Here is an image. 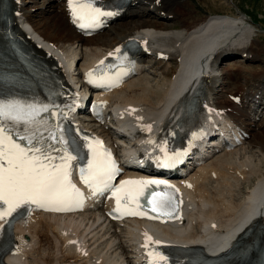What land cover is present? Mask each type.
Here are the masks:
<instances>
[{
	"label": "bare ground",
	"instance_id": "6f19581e",
	"mask_svg": "<svg viewBox=\"0 0 264 264\" xmlns=\"http://www.w3.org/2000/svg\"><path fill=\"white\" fill-rule=\"evenodd\" d=\"M28 2L13 0L17 19L22 26L29 24L27 35L34 38L33 43L42 45L60 71L74 81L75 96L87 75L84 68L93 67L129 40L139 41L137 73L101 98L106 109L119 111V124L108 123L115 125L109 128L118 134L106 130L105 125L91 123L119 148V153L128 147L156 150L169 135H175L179 142L186 135L183 143L188 144L196 136L194 129L203 123L197 121L204 114L202 105L212 121L228 116L241 130L250 133L245 144L218 152L195 168L188 178L177 181L187 187L188 223L179 229L162 227L159 231L177 244L204 245L212 251L225 246L236 234L238 225L242 222V226L248 225L255 212L264 215V70L231 62L236 54L245 58L240 62L254 61L262 55L257 41L252 39L254 26L247 18L211 14L194 20L187 0H131L124 16L152 17L132 21L130 27L117 30L119 22L111 27L117 30L111 33V38L105 37L106 32L85 37L72 27L67 0H56L55 5L59 13L56 18L61 19L65 32L56 30L61 27L56 18L47 19V24L39 21L41 13L33 11ZM169 17L181 27L164 21ZM148 53L153 56L149 64L145 57ZM223 63L227 67L221 66ZM236 66L248 71L245 73H250L249 76L230 72ZM205 69H210V75L195 84ZM145 71L158 73L161 79L153 83ZM240 77L245 78L244 84L239 83ZM250 82L260 90L253 91L248 86ZM225 84H232L240 92H231ZM192 99L197 109L193 118L177 125V115ZM130 106L138 109L134 111ZM140 130L152 132L144 134ZM115 134L118 137L113 138ZM129 172L136 174L138 169L133 167ZM71 218L81 220L77 223ZM255 222L254 229H264V216L251 224ZM15 242L16 252L6 255L8 264H136L132 225L119 227L108 223L98 210L77 215L35 212L17 225Z\"/></svg>",
	"mask_w": 264,
	"mask_h": 264
},
{
	"label": "snow or ice",
	"instance_id": "6c2138e0",
	"mask_svg": "<svg viewBox=\"0 0 264 264\" xmlns=\"http://www.w3.org/2000/svg\"><path fill=\"white\" fill-rule=\"evenodd\" d=\"M67 3L74 23H78L82 29L91 28L101 18L112 15L95 7L96 0H67ZM89 83L97 84V81L90 78ZM42 114H51L55 123L56 112L47 104L24 102L19 98H0V220L7 221L19 209L32 206L45 208L56 205L55 210H70V206L78 203L82 196L71 180V161L76 157L68 151L69 141L65 139L60 124L49 127V121ZM60 115L63 117V112ZM21 125L28 134L21 135L18 130ZM87 147L92 149L91 144ZM162 163L168 166L167 161ZM79 174L83 183L94 192L112 190V195L117 197V205L122 199L135 204L139 197L154 213L157 208L176 207L173 196L152 190L154 186L164 184V181L128 180L122 181L120 188H115L112 181L118 169L107 150L104 153L93 150L92 159L87 167L79 169ZM126 184L145 185L147 190L139 189L135 195L132 192L117 195ZM157 196L159 198L153 204V197ZM116 211L119 213V207ZM128 214L140 213L129 210ZM161 260L167 261V257L161 256Z\"/></svg>",
	"mask_w": 264,
	"mask_h": 264
},
{
	"label": "rangeland",
	"instance_id": "374dc122",
	"mask_svg": "<svg viewBox=\"0 0 264 264\" xmlns=\"http://www.w3.org/2000/svg\"><path fill=\"white\" fill-rule=\"evenodd\" d=\"M29 0H27L28 2ZM189 3V9L191 11V16L192 19H203L206 18L207 16H210L211 14L213 15H230V16H244V18L246 17L248 22L250 24H252L254 26V31H253V36L252 39H255L257 41V49L258 51H260L262 53V55L259 56V58L257 60H248V61H243L240 62V59H245L243 57H241L240 54H236L233 56L234 60H232L231 62L233 63H239V64H243L245 66V68H251L254 69L255 67H260L262 68V70H264V0H187ZM53 5V6H52ZM55 5L56 4V0H36L35 3L33 2H28V6H32L31 8H33L32 10L37 12L39 11L41 13V17L38 16L39 21L44 22V24L46 23L47 19H55L57 17V15L59 13H57V10H55ZM54 9V10H52ZM63 10V7H62ZM61 10V12H63ZM243 14V15H242ZM46 17V18H45ZM152 16L149 14H141V15H136V16H132V17H123L121 20L118 21L121 22V24L119 25V28H116L117 30H121V28H125V27H130L132 24L130 22H134L135 20H139V19H149ZM57 24L60 25L61 27L56 29L58 32H62L66 27L64 25L61 24V19L60 18H56ZM164 21L169 22V23H175V26L177 28L181 27L180 23L177 20H174L172 17H169V19H165ZM53 23V21H52ZM117 23V24H118ZM114 28H110L108 30H106L105 32L107 34H105V37H112L111 33H116V29ZM49 29V28H48ZM52 30V29H51ZM53 31V30H52ZM55 31V30H54ZM53 31V32H54ZM66 30H64L65 32ZM63 32V33H64ZM262 48V49H261ZM146 62H148L147 64H149L148 60L152 59V55L146 56ZM262 59V60H261ZM226 63H223V65L221 66H225ZM243 66V67H244ZM252 66V67H251ZM227 67V66H225ZM244 70V69H243ZM242 69L238 68V66H236V68H233L230 72L233 73H241L244 74L245 76H249L250 73H245L248 71H243ZM239 71V72H238ZM144 74H147L150 76V79L153 80H160L161 76L157 75V74H153V73H148L147 71L144 72ZM245 78L244 77H240L239 79V83L240 84H244ZM251 86V89H253V91H255L256 86L255 84H252L251 82L249 83ZM226 88L230 89V91H235L236 89L231 87L232 84H225ZM227 89V90H228ZM240 89H237V91L235 92H240ZM228 97V95H226V98ZM228 99V98H227ZM248 146V145H247ZM248 147H247V151H248ZM244 152V151H243ZM251 154V153H249ZM69 219V218H68ZM67 218L66 220L69 221ZM71 220L73 222H79L81 220V218H71ZM79 220V221H78ZM67 221H65V223H68ZM71 221V222H72ZM84 227V224L82 225Z\"/></svg>",
	"mask_w": 264,
	"mask_h": 264
}]
</instances>
